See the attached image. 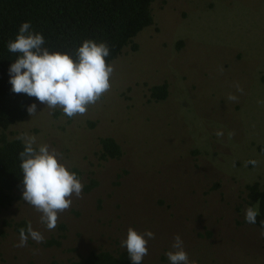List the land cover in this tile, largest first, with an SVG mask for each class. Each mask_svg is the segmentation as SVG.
I'll return each instance as SVG.
<instances>
[{
	"label": "rangeland",
	"instance_id": "1",
	"mask_svg": "<svg viewBox=\"0 0 264 264\" xmlns=\"http://www.w3.org/2000/svg\"><path fill=\"white\" fill-rule=\"evenodd\" d=\"M152 8L154 24L136 36L137 50L111 62L110 90L85 114L69 118L39 102L7 131L55 149L84 187L54 230L17 192L0 209V264L122 252L129 227L154 233L142 264H170L176 235L196 264H264V237L245 221L244 200L247 184L264 182V0H155ZM163 82L168 97L149 100ZM106 136L120 144V159L99 158ZM23 219L42 243L29 236L16 246L19 233L3 221ZM54 239L61 244H45Z\"/></svg>",
	"mask_w": 264,
	"mask_h": 264
},
{
	"label": "trees",
	"instance_id": "2",
	"mask_svg": "<svg viewBox=\"0 0 264 264\" xmlns=\"http://www.w3.org/2000/svg\"><path fill=\"white\" fill-rule=\"evenodd\" d=\"M155 0H0V209L10 208L16 200V193L23 189V173L20 168L19 153L23 151V140L10 138L7 131L19 121L29 116L27 107L39 101L24 93H14L9 83V67L18 53H11L7 44L15 40L19 27L30 22L31 31L43 35L50 52L70 54L74 59L76 50L85 40L108 45L110 54L106 58L111 64L125 49L137 50L136 36L154 24L152 5ZM169 95V84L150 87V99L165 100ZM99 158L107 161L120 159L123 155L120 144L111 136L100 138ZM264 150V147H262ZM80 178V171L72 168ZM91 185L86 186L89 190ZM248 206L259 202V215L253 224L261 230L264 221V182L247 184L245 197ZM26 220L9 221L3 224L14 227L19 233L27 231ZM61 244L59 240L47 241ZM29 264H35L33 262ZM69 264H132L127 250L110 252L91 251L85 256L70 261Z\"/></svg>",
	"mask_w": 264,
	"mask_h": 264
},
{
	"label": "clouds",
	"instance_id": "3",
	"mask_svg": "<svg viewBox=\"0 0 264 264\" xmlns=\"http://www.w3.org/2000/svg\"><path fill=\"white\" fill-rule=\"evenodd\" d=\"M30 29V22L22 23L15 40L7 44L9 52L19 54L8 70L12 91L35 97L48 108H60L69 118L85 114L90 105L110 90L114 67L106 60L110 54L108 45L85 40L76 50L74 59L66 52H50L44 47L43 35ZM229 98L235 99L234 96ZM27 112L34 116L36 104L29 105ZM222 134L217 133L218 136ZM20 139L24 145L19 153L23 173L22 199L41 213L40 222L48 230H54L59 214L70 208L73 195L81 196L84 185L77 173L61 162L55 149H50L47 144L38 145L32 135L25 134ZM259 208V202L246 208L247 223H256ZM260 234L264 237V221L261 222ZM29 236L37 243L44 241L43 234L34 230L29 222L27 231L24 228L19 230L16 246L26 247ZM154 238L151 231L138 233L129 227L121 247H126L132 264H142L148 254V241ZM166 255L170 264H196L194 260L190 261L179 235L175 236Z\"/></svg>",
	"mask_w": 264,
	"mask_h": 264
}]
</instances>
